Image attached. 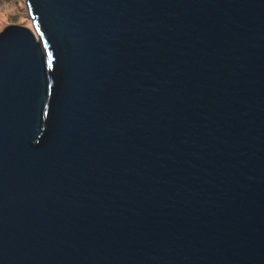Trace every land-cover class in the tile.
Here are the masks:
<instances>
[{"label":"water","instance_id":"obj_1","mask_svg":"<svg viewBox=\"0 0 264 264\" xmlns=\"http://www.w3.org/2000/svg\"><path fill=\"white\" fill-rule=\"evenodd\" d=\"M0 32V264H264V0H28Z\"/></svg>","mask_w":264,"mask_h":264},{"label":"rangeland","instance_id":"obj_2","mask_svg":"<svg viewBox=\"0 0 264 264\" xmlns=\"http://www.w3.org/2000/svg\"><path fill=\"white\" fill-rule=\"evenodd\" d=\"M28 0H0V32L8 25L30 26Z\"/></svg>","mask_w":264,"mask_h":264}]
</instances>
